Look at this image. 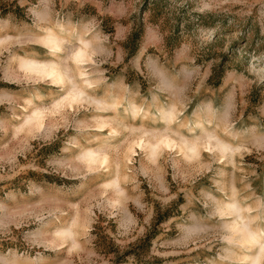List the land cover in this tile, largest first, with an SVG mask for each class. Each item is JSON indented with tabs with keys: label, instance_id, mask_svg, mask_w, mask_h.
<instances>
[{
	"label": "clouds",
	"instance_id": "obj_1",
	"mask_svg": "<svg viewBox=\"0 0 264 264\" xmlns=\"http://www.w3.org/2000/svg\"><path fill=\"white\" fill-rule=\"evenodd\" d=\"M0 264H264V0H0Z\"/></svg>",
	"mask_w": 264,
	"mask_h": 264
}]
</instances>
